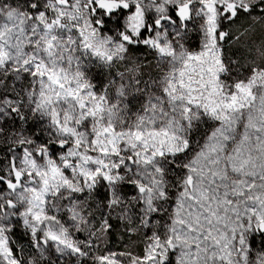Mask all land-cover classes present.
Returning <instances> with one entry per match:
<instances>
[{"label": "snow or ice", "instance_id": "6c2138e0", "mask_svg": "<svg viewBox=\"0 0 264 264\" xmlns=\"http://www.w3.org/2000/svg\"><path fill=\"white\" fill-rule=\"evenodd\" d=\"M0 264H264V0H0Z\"/></svg>", "mask_w": 264, "mask_h": 264}]
</instances>
